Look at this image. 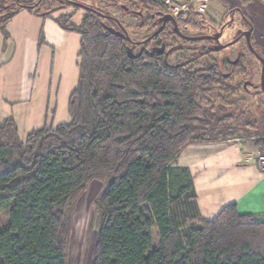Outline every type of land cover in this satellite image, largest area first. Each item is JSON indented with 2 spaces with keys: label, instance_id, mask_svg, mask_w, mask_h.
I'll list each match as a JSON object with an SVG mask.
<instances>
[{
  "label": "trees",
  "instance_id": "obj_1",
  "mask_svg": "<svg viewBox=\"0 0 264 264\" xmlns=\"http://www.w3.org/2000/svg\"><path fill=\"white\" fill-rule=\"evenodd\" d=\"M21 1L0 23L5 39L17 12L32 11ZM121 1L149 35L138 44L152 39L167 13L163 0ZM95 11L80 27L55 22L81 37L71 122L22 140L13 116L0 121V213L10 219L0 230V264H68L73 212L95 180L103 187L93 264H264V220L237 204L203 219L190 170L175 165L189 144L226 141L218 129L238 119L227 96L244 89L250 63L229 75L220 60L171 64L148 44L134 51L108 30L120 31L105 22L118 21ZM254 142L264 150V133Z\"/></svg>",
  "mask_w": 264,
  "mask_h": 264
},
{
  "label": "crops",
  "instance_id": "obj_2",
  "mask_svg": "<svg viewBox=\"0 0 264 264\" xmlns=\"http://www.w3.org/2000/svg\"><path fill=\"white\" fill-rule=\"evenodd\" d=\"M254 5L256 9H252ZM247 6L243 5L242 9L254 22V30L255 15L260 19L257 23L261 30L259 45L264 53V0L248 1ZM6 30L8 39L0 31V98L11 102L35 99V93L27 94L31 89L24 87L22 78L24 75L30 79V63L36 61L40 64V87L36 94L48 101L53 91L45 86L51 84L54 90L53 85H60L56 88L57 100L63 114L68 113L67 100L77 86L79 75L76 64L79 35L65 32L54 21L27 9L19 10ZM13 107L16 110L18 106ZM16 114L35 117L30 109ZM19 131L21 136L20 128ZM254 157L243 144L235 141L189 144L182 150L175 165L190 170L203 219L211 221L225 207L237 204L242 213L264 220V171Z\"/></svg>",
  "mask_w": 264,
  "mask_h": 264
},
{
  "label": "rangeland",
  "instance_id": "obj_3",
  "mask_svg": "<svg viewBox=\"0 0 264 264\" xmlns=\"http://www.w3.org/2000/svg\"><path fill=\"white\" fill-rule=\"evenodd\" d=\"M21 0H0V23H2L6 17L11 14L12 11L16 10L19 6L18 3ZM40 0H26L23 1L24 4L32 9L33 12L41 14L45 19L52 20L54 22H61L64 26L69 27L70 25L80 27L83 21V18L88 14L87 10L70 5L68 2H77L83 4L89 8H94L99 12L112 17L114 20H117L119 25L115 21H105L107 24L114 26L116 29L122 31L123 28L128 36L133 41L132 48L134 51L138 52L141 46L137 44L142 42L147 38V34L143 32V29L139 27V19L134 15V13L124 14L118 6H126L125 3L121 0H63L65 2H60V0H44L41 7L38 6ZM246 1V2H244ZM248 1L253 2L255 0H211L209 4L206 5L207 15L213 16L217 20L221 19L223 22H230L231 19H234L232 24H229L226 30L225 36L222 38V43L229 42L236 34V29L243 24L239 14H231L230 10L239 3H243L245 7H248ZM22 3V1H21ZM257 5L252 6V9H256ZM169 13V12H168ZM252 17V16H250ZM253 18V17H252ZM248 20L254 23L251 18L248 17ZM259 18L255 15V26L256 30L254 33L252 45L259 46L261 34L259 28H257V23ZM159 24H154L151 27L152 32L159 28ZM244 30L249 31V26L242 25ZM150 30V31H151ZM168 30L164 36L157 42L156 46H162L166 43L169 49H171V54L168 57V60L171 64H178L186 62L191 59H197L198 63L207 66L212 60L211 57H202L198 56L194 50L200 49L203 46L202 43L194 44H182L176 40V37L170 34ZM76 34V33H74ZM78 35V34H77ZM79 38H81L79 36ZM43 40H41L42 43ZM72 42H74L72 40ZM43 45V44H42ZM41 45V46H42ZM183 47H182V46ZM154 46V45H153ZM189 47V49H188ZM152 49V45L149 47ZM236 53V47L234 48ZM259 55L264 60V53L259 48ZM195 52V53H194ZM234 53V54H235ZM79 54V47H78ZM196 54V55H194ZM223 53L215 54L214 56L219 58L223 57ZM251 55L247 53V60L250 62V79L253 82V86L247 87V90L244 89L236 90L234 94L228 95V103L231 104V109L235 112L237 120H230L226 122V125L222 126L221 129H218V132L225 130L224 137L226 141L229 142H239L246 147V150L249 153L256 156L261 150L255 147L254 139L257 135L264 133V93L260 89V76H261V65L255 60H251ZM247 61V62H248ZM76 64L79 65V58L77 56ZM32 68L30 79L26 78L24 75L22 80H24V87L31 89L30 94L33 96L34 100L29 101H20V102H11L6 101L0 98V121L13 116L19 125V128L22 130V140H25L28 134L40 130L44 127H58L59 125L69 124L71 122L69 114H63L61 110V104L57 100V91L56 88L60 87L57 84L56 86L49 84L45 86L49 91H53L50 95L48 101L42 99V96L36 94L37 88L39 89L40 83V64L36 61L30 63ZM227 70V69H226ZM224 69V71H226ZM42 72V71H41ZM227 72V71H226ZM74 76V75H73ZM27 79V80H26ZM248 78L246 77V80ZM56 80V78H55ZM244 81H242L243 84ZM243 87V85L241 86ZM26 94V95H27ZM72 94V93H71ZM2 96V95H1ZM69 99L67 100V102ZM14 103V104H13ZM13 105H17V111ZM30 109L35 117H25L18 116L16 113L24 114L25 110ZM68 109V107H67ZM16 111V112H15ZM45 111V112H44ZM12 114V115H10ZM15 115V116H14ZM31 122L30 124L28 123ZM251 122L248 127H245V123ZM253 125V127L251 126ZM233 134V135H229ZM221 139V138H220ZM228 139V140H227ZM255 161V157H254ZM256 163V161H255ZM103 183L99 180L93 181L84 196L81 198L77 208L73 212L72 216V236L68 252V264H93L94 252L97 234L100 228V221L98 212L95 208V200L98 195L101 193ZM10 225V219L8 211L0 213V230L8 229ZM154 238V247H158L161 240L157 230L153 231Z\"/></svg>",
  "mask_w": 264,
  "mask_h": 264
},
{
  "label": "flooded vegetation",
  "instance_id": "obj_4",
  "mask_svg": "<svg viewBox=\"0 0 264 264\" xmlns=\"http://www.w3.org/2000/svg\"><path fill=\"white\" fill-rule=\"evenodd\" d=\"M246 2V1H244ZM243 3H239V5L235 6L230 10L231 14H239L242 19L243 24L249 26V31L244 30L242 25L237 27L236 34L229 42L222 43V38L226 34V30L229 24L234 22V19H231L230 22H223V20L213 18L211 15H207V9L205 8L204 12H200L195 8L188 9L187 13H179L178 16L174 17L173 15L166 13V15H171L173 17V21H169L165 24L161 32L157 35L162 38L165 37V34L168 30H170V34L176 37V40L182 42L186 46V44H194V43H202L200 49L194 50L198 56L202 57H211L210 62H214L213 60H220L219 65L223 69H227L225 74L229 75L232 71L240 65L247 66L250 63L247 59V53L251 55V60H255L261 65V76H260V89H262V73H263V63L262 57L259 55V46L252 45L253 37L255 30L254 25L250 20H248V16L242 9ZM165 16V15H164ZM162 18L158 20V24L160 25L158 29H161L163 23L161 21ZM251 32L250 43L248 42V38L246 33ZM157 36L152 39H148L143 44H138V46L143 45H152V49L155 47L164 48V55L166 59H168L171 54V49H169L166 43L162 44V46H156ZM166 38V37H165ZM167 39V38H166ZM154 45V46H153ZM182 46V45H181ZM183 47V46H182ZM187 47V46H186ZM236 47V53L233 51ZM189 49V47H188ZM194 52V53H195ZM223 53V57L217 58L214 55ZM194 54V55H196ZM248 61V62H247ZM250 79V78H249ZM246 78L243 80V88L244 91L247 90V87L253 86V82ZM264 93V92H263Z\"/></svg>",
  "mask_w": 264,
  "mask_h": 264
},
{
  "label": "built area",
  "instance_id": "obj_5",
  "mask_svg": "<svg viewBox=\"0 0 264 264\" xmlns=\"http://www.w3.org/2000/svg\"><path fill=\"white\" fill-rule=\"evenodd\" d=\"M180 3H176L175 0H163L164 6L167 13L178 16L179 13H187L188 9L195 8L200 12H204L206 5L211 2V0H178ZM255 161L258 167L264 171V151L259 152L255 156Z\"/></svg>",
  "mask_w": 264,
  "mask_h": 264
},
{
  "label": "water",
  "instance_id": "obj_6",
  "mask_svg": "<svg viewBox=\"0 0 264 264\" xmlns=\"http://www.w3.org/2000/svg\"><path fill=\"white\" fill-rule=\"evenodd\" d=\"M175 2L176 3H180L178 0H175ZM74 6H77V7H80V8H83V9H85V10H87V11H92V12H96L95 10H93V9H91V8H89V7H87V6H85V5H83V4H80V3H77V2H71ZM99 15H101V14H99ZM102 16V15H101ZM161 21H162V23H163V26H162V28L161 29H159L155 34H154V36H156V35H158L160 32H161V30L163 29V27L165 26V24L167 23V22H169V21H173V17L171 16V15H165V16H163L162 17V19H161ZM108 30L112 33V34H114V35H116V36H118V37H120V38H122V39H125V40H127L128 42H132V40H131V38L128 36V34L126 33V31L122 28L121 30L122 31H117V30H115L114 28H108ZM246 35H247V38H248V42L250 43V36H251V32H248V33H246ZM153 36V37H154ZM152 37V38H153ZM153 51L155 52V53H158V54H162V53H164V48H161V47H155L154 49H153ZM128 52H129V54H130V57L131 58H134L135 56H134V54H133V52H132V49H128ZM262 63H263V73H262V89H263V92H264V60L262 59Z\"/></svg>",
  "mask_w": 264,
  "mask_h": 264
}]
</instances>
